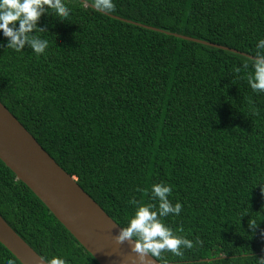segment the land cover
Here are the masks:
<instances>
[{
    "label": "trees",
    "instance_id": "trees-1",
    "mask_svg": "<svg viewBox=\"0 0 264 264\" xmlns=\"http://www.w3.org/2000/svg\"><path fill=\"white\" fill-rule=\"evenodd\" d=\"M62 2L68 15L45 7L31 33L43 53L0 36V102L121 228L137 206L158 211L153 184L169 186L181 211L158 218L193 246L158 262L258 264L264 92L248 77L264 0ZM0 216L46 262L99 264L1 160ZM9 260L21 264L0 243Z\"/></svg>",
    "mask_w": 264,
    "mask_h": 264
},
{
    "label": "water",
    "instance_id": "water-1",
    "mask_svg": "<svg viewBox=\"0 0 264 264\" xmlns=\"http://www.w3.org/2000/svg\"><path fill=\"white\" fill-rule=\"evenodd\" d=\"M165 33L231 50L226 46L181 34ZM0 160L14 173L16 179L23 182L42 201L99 264H136V253L131 250L132 241L117 243L115 240L121 227L77 184L73 176L55 162L1 102ZM0 243L21 264H47L1 216ZM144 264L163 263L148 256Z\"/></svg>",
    "mask_w": 264,
    "mask_h": 264
},
{
    "label": "clouds",
    "instance_id": "clouds-1",
    "mask_svg": "<svg viewBox=\"0 0 264 264\" xmlns=\"http://www.w3.org/2000/svg\"><path fill=\"white\" fill-rule=\"evenodd\" d=\"M45 7L52 9L57 18L68 15L62 0H0V36L7 38L5 47L19 51L27 43L33 52L43 53L47 47V40L31 33L36 28V22L44 13ZM95 7L99 11H110L113 4L111 0H95ZM256 49L248 84L254 92H264V39L257 42ZM170 191L166 184H153L151 194L158 201L155 205L158 211L153 210L154 206L151 203L137 206L126 226L115 236L117 243L132 241L131 250L136 253L134 258L136 264H144L148 256L160 257L165 250L180 256L181 245L185 248L193 246L190 240L175 235L171 228L158 218L170 213L178 215L181 211L179 202L174 205L169 202L167 196ZM255 225L256 223H249L250 228H254ZM261 234L264 236V232ZM257 261L258 264H264V257L257 258ZM7 264H12V261H7ZM47 264H66V261L54 255L47 260Z\"/></svg>",
    "mask_w": 264,
    "mask_h": 264
}]
</instances>
